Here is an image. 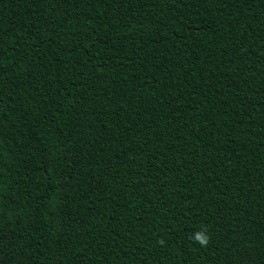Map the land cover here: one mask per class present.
<instances>
[{
	"label": "trees",
	"instance_id": "trees-1",
	"mask_svg": "<svg viewBox=\"0 0 264 264\" xmlns=\"http://www.w3.org/2000/svg\"><path fill=\"white\" fill-rule=\"evenodd\" d=\"M0 264H264V0H0Z\"/></svg>",
	"mask_w": 264,
	"mask_h": 264
},
{
	"label": "clouds",
	"instance_id": "clouds-1",
	"mask_svg": "<svg viewBox=\"0 0 264 264\" xmlns=\"http://www.w3.org/2000/svg\"><path fill=\"white\" fill-rule=\"evenodd\" d=\"M190 239L193 240L195 243L199 244L201 247H207L211 237L208 234L207 227H201L195 233L190 236ZM159 243L163 244L164 241L160 240Z\"/></svg>",
	"mask_w": 264,
	"mask_h": 264
}]
</instances>
